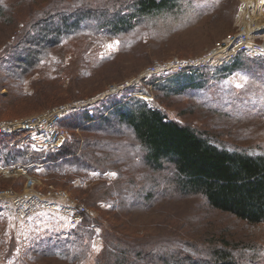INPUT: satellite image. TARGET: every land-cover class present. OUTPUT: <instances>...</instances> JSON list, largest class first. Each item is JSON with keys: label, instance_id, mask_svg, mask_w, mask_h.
I'll use <instances>...</instances> for the list:
<instances>
[{"label": "rangeland", "instance_id": "rangeland-1", "mask_svg": "<svg viewBox=\"0 0 264 264\" xmlns=\"http://www.w3.org/2000/svg\"><path fill=\"white\" fill-rule=\"evenodd\" d=\"M105 1L0 0L5 13L0 21V95L13 94L9 82H22L25 91L32 92V86L43 88L44 99L48 98L43 105H40L42 100L15 106L13 109L25 111L21 117L8 115L12 107L5 110L0 101L4 116L1 119L17 120L61 103L98 98L89 105L92 110L96 103L111 96L146 90L155 98V105L170 118L248 152L264 151V56L249 58L251 55H243L241 64L225 75L223 71L211 69L215 90L224 98L208 106L202 104H208L206 98L196 100L188 93L169 94L162 84L155 90L153 77L149 81L142 78L145 69L157 62L202 56L219 46L225 37L238 32V28L242 29L238 18L242 16L244 26V21L251 19L240 12L242 0H175L176 6L172 10L136 18L133 26L114 29L111 33L86 19L77 35L61 38L50 48L38 49L42 33L38 26H31L30 18L43 16L52 7L65 10L79 4L100 3V8L123 12L134 0ZM255 10L254 15H264V5ZM90 21L95 23L94 17H90ZM258 21L263 28L264 16ZM253 35H256V42L264 44V32ZM31 49L40 59L38 66L24 73L19 81L9 65L22 57L31 59ZM126 83H129L128 88L109 94L113 86ZM133 96L141 98L140 95ZM229 97H233L231 105L227 104ZM73 114L76 113L62 117L59 125L66 126V119ZM84 136L85 131L80 128L73 132L69 130L68 141L77 139L74 147L81 153ZM132 136L130 133V139L134 140ZM135 149L141 152L137 146ZM134 165L123 164L102 173L74 171V166L68 165L62 168L57 164L36 166L35 171L40 175L36 179L42 184L36 180L33 184L37 188L45 184L65 190L71 206L82 202L88 207V216L95 217L98 222L125 231L130 237L148 241L144 248H125L128 254L124 256L123 264H158L160 255L166 256V261H160V264H214L212 251L219 248L233 250L231 260L234 264H264V223H249L213 208L200 194L180 196L172 193L175 188L169 182L173 175L169 165L161 172L144 169L141 162ZM133 174L135 178L131 177ZM23 183L24 178L20 176L14 183L16 186L0 177V189L5 191L23 192L34 186L24 187ZM147 203L148 207H144ZM70 230L67 221L57 213L38 211L23 218L0 208V264H103L99 258L102 250L108 252V264H114L117 243L104 249L99 227L93 237L75 243L79 249L78 258L70 252L66 254ZM48 240L53 241L52 247H47ZM56 240H62L64 245L59 247ZM163 240L167 242L163 243ZM117 245V248H123L121 244Z\"/></svg>", "mask_w": 264, "mask_h": 264}, {"label": "trees", "instance_id": "trees-1", "mask_svg": "<svg viewBox=\"0 0 264 264\" xmlns=\"http://www.w3.org/2000/svg\"><path fill=\"white\" fill-rule=\"evenodd\" d=\"M115 1L117 0H106L105 2L114 3ZM175 4V0H134L130 8L123 12L113 9L111 12L110 8H100V3L88 6L79 4L65 10L52 7L45 11L43 16L30 18V23L32 27L38 26V31L42 33L41 39H38V43L41 44L38 49H46L58 43L61 38L77 35L81 23L86 19L88 23L100 25L102 29L110 30L111 33L114 29L123 30L133 26L136 18L170 11L175 8ZM4 16V10L0 5V21ZM90 17H94L95 23L90 21ZM54 18L55 21H53ZM30 53L32 54L31 59L27 60L22 57L9 65L19 81L24 73L38 66L40 59L35 57L37 53L32 49ZM243 55L248 56L240 53L231 63L222 66L191 69L162 79L153 77L152 83L155 90L162 84L169 94L188 93L196 100L206 98L208 104L201 103L208 106L215 100L219 101L224 98L222 94H217L216 82L209 71L211 69L223 71L225 75L234 66L241 64L240 58ZM7 74L10 75V73ZM8 86L13 90V94L0 95L2 107L5 110L10 109L8 115L21 117L25 111L13 109L15 106L42 100L40 105H43L48 99L46 97L44 99L43 88L34 89L31 85L32 92L25 91L22 89V82H9ZM232 99L233 97H229L227 104L231 105ZM95 105L92 110L87 109L70 115L66 119V126L60 124L71 132L79 128L85 131L83 153L78 152L74 147L78 140L69 142L67 137L58 150L45 152L44 159L40 161L43 165L57 164L60 168L68 165L74 166V171L95 170L101 173L111 170V167L118 168L123 164L135 166L134 163L137 165L139 162L142 163L144 169L146 167L151 172H161L166 169V165H169L173 171L169 182L175 188L172 189V193L180 196L200 194L213 208L229 212L249 223H264V151L248 152L245 148L235 144L220 142L212 134L203 133L188 124L170 118L159 106L151 108L139 97L126 98L125 94L114 95ZM0 117H4L1 110ZM130 133H133L134 140L130 139ZM15 137L14 135H0V164L29 163L30 158L26 156L28 149L11 144ZM136 146L141 152L135 151ZM34 168L31 166L29 170L33 171ZM131 177L135 178V175ZM132 204L134 206V203ZM147 205L148 203L143 206L148 207ZM79 225L70 227L71 230L66 239L70 245L67 247L66 254L70 252V255L75 258L79 257V249L74 246L75 243L84 238L93 237L98 227L101 240L104 242V249L115 242L123 246V248L120 246L117 248V244L114 246L116 249L113 253L114 264L125 262L124 256L128 254L124 251L125 248L134 250L144 248L148 244V241L144 239L130 237L125 231L112 229L92 216H84ZM56 242L59 247L64 245L62 240H56ZM165 242L167 240H163V243ZM52 244L53 241L48 240L47 247H52ZM232 251L225 248L213 249L214 264H234L231 260ZM107 254L106 250H102L99 254L103 264H108ZM158 257L160 261H166V256ZM160 261L156 262L160 264Z\"/></svg>", "mask_w": 264, "mask_h": 264}, {"label": "built area", "instance_id": "built-area-1", "mask_svg": "<svg viewBox=\"0 0 264 264\" xmlns=\"http://www.w3.org/2000/svg\"><path fill=\"white\" fill-rule=\"evenodd\" d=\"M241 9L242 7H240V12ZM237 22L242 29L238 28V32L225 37L219 46L195 58H173L166 62H157L145 69L142 78L144 81H149L154 76H167L172 74V72L189 71L207 65L219 66L224 63H230L240 52H245L251 56L264 54V44L255 41L254 37L256 35H253L251 30L247 32L239 18ZM217 48H223L224 51L219 52ZM134 81L139 82V80ZM127 86H129V83L117 85L114 89H109V94L117 93L119 89L123 91L128 88ZM143 94L147 95L143 96ZM105 95L106 93L101 96ZM126 95L127 97H133V95H140L142 98L152 97V94L146 90L128 91ZM96 99H79L76 102L61 103L49 107L40 113L17 120L0 118V135L16 136L11 144L26 146L28 149L26 156L30 158L28 164L0 165V177L3 180L11 181L13 186H16L14 183L19 176L24 178V187L25 185H34L27 192L0 189V206L5 212L23 218L38 211L57 213L66 219L70 225L79 224L84 216L90 214L88 207L82 202H76L75 205L71 206V199H68L65 190L53 185L46 186L45 184L40 188L35 187L33 180H36L38 184H42L40 180L36 179L40 175L37 172L30 171L29 168L31 166H43L40 161L44 159L45 152L58 150L68 137V129L59 125L60 119L71 113L89 109V105L94 103ZM149 104L152 107L154 106L151 102Z\"/></svg>", "mask_w": 264, "mask_h": 264}, {"label": "bare ground", "instance_id": "bare-ground-1", "mask_svg": "<svg viewBox=\"0 0 264 264\" xmlns=\"http://www.w3.org/2000/svg\"><path fill=\"white\" fill-rule=\"evenodd\" d=\"M242 1H243V4H242V9H241V14L248 16V18H251L250 20L244 21L245 22V30L247 32H249L251 30V33H256L258 31L264 32V27L261 28L259 26L261 21H258L259 18L264 16V15H256V14L254 15V12L257 11V10H255V7H258V6L262 7L264 5V3H261V0H242ZM241 18H242V16L239 17L240 20H241ZM217 51L223 52L224 49L223 48L218 49ZM145 95H147V94H143V96H145ZM30 189L25 188L24 192H27Z\"/></svg>", "mask_w": 264, "mask_h": 264}, {"label": "snow or ice", "instance_id": "snow-or-ice-1", "mask_svg": "<svg viewBox=\"0 0 264 264\" xmlns=\"http://www.w3.org/2000/svg\"><path fill=\"white\" fill-rule=\"evenodd\" d=\"M261 3H264V0H261ZM245 79H246V77H245ZM113 175H115V174L113 173Z\"/></svg>", "mask_w": 264, "mask_h": 264}]
</instances>
